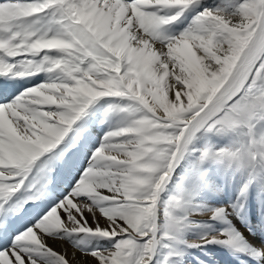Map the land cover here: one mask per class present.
Returning <instances> with one entry per match:
<instances>
[{
  "label": "snow or ice",
  "instance_id": "1",
  "mask_svg": "<svg viewBox=\"0 0 264 264\" xmlns=\"http://www.w3.org/2000/svg\"><path fill=\"white\" fill-rule=\"evenodd\" d=\"M0 264H264V0H0Z\"/></svg>",
  "mask_w": 264,
  "mask_h": 264
},
{
  "label": "bare ground",
  "instance_id": "2",
  "mask_svg": "<svg viewBox=\"0 0 264 264\" xmlns=\"http://www.w3.org/2000/svg\"><path fill=\"white\" fill-rule=\"evenodd\" d=\"M49 243L53 244L54 247H57V248L59 247V245L53 241H49ZM69 251H71V250L69 249ZM221 251H223V250H221ZM225 255H226V253H225Z\"/></svg>",
  "mask_w": 264,
  "mask_h": 264
}]
</instances>
